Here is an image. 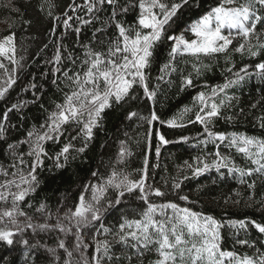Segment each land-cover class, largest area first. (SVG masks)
Returning a JSON list of instances; mask_svg holds the SVG:
<instances>
[{"label":"snow or ice","instance_id":"6c2138e0","mask_svg":"<svg viewBox=\"0 0 264 264\" xmlns=\"http://www.w3.org/2000/svg\"><path fill=\"white\" fill-rule=\"evenodd\" d=\"M189 4L190 0H128L125 4L119 0H83L81 5H69L70 11L84 10L85 16L89 17L85 19L77 16L79 25L92 24L99 20V13L109 8L111 10L104 27L95 29L87 43L79 39L75 41L83 52V58L76 55L74 49L70 50L57 42L55 54L47 63L52 65L51 83L63 92V100L54 103L51 110L41 103L40 108L47 114L44 121L28 129L23 140L7 145L9 154L18 163L10 165L11 171L0 166V177H3L0 179V245L11 249L19 244L28 249L24 254V264H29V258L33 255L41 260V264H133L134 261L143 264V258L148 253H154L156 257L149 264H264V251L257 248L253 255H240L235 248H224L222 235V230L227 227L235 237L234 246L255 248L247 233L255 229L264 236V222L251 218L221 221L214 216L193 211L190 207H182L174 201L153 203L150 197L164 198L168 195L162 188L148 183L149 170L156 165H150L146 153L143 167L136 170L138 178L119 169L118 166L132 155L124 141H120L111 172L102 176L99 170L93 171L91 175L97 178V182L85 184L78 201L62 215L59 209L53 213L44 202L35 206L33 215L25 210L34 207L29 198L39 186L37 170L43 166L45 158L54 159L55 167L62 168L72 151L78 154L86 152L95 138V130L103 127L108 110L121 108L129 100L144 99L155 103L157 90L149 86L148 69L156 59L161 44L167 45V57L156 78L158 82L165 81L166 76L177 71L176 63L179 60H191L193 72L199 76L201 70L208 67L203 63L205 58L223 56L226 63H230V53L251 58L264 55V32L260 30L264 26V0H219L216 6L177 33L182 10ZM130 11L135 12L133 21L129 23L118 19L126 17ZM65 16L62 22L64 29H71L79 36L81 28H73L70 24L73 17L67 13ZM56 19L59 20L58 17ZM111 26L115 27V34L107 36L106 30ZM56 27L54 25L50 29L51 34H55ZM94 43L101 46L100 50L92 46ZM64 52L68 53L66 57ZM22 59H17L15 33L0 38V99L17 83L19 70L23 68ZM65 60L72 65L71 68L67 67ZM4 61H8L12 67L9 69ZM253 68L254 71L250 72L249 65L245 64L233 72L232 67H227L226 71L232 73L231 78H226L223 84L205 85L207 90L193 96L191 105H185L167 120L161 119L154 110L149 117H141L149 126L146 133L149 148L153 136L157 141L155 153L158 157L163 146L170 143L187 144L190 139H195L197 145L215 146L214 152L201 149V154L192 157L191 162L184 161L170 183L165 178V185L180 201H189L187 195L180 194L184 181L214 170L220 179L231 177L241 184H247L250 190L248 199L259 203V211L264 214V199L257 202L252 195L256 182L247 179L253 175L264 177V138L215 130V122L222 117V109L230 108L236 99L229 95L228 90L241 87L246 78L251 79L252 76L264 81V60ZM61 83L68 91L60 88ZM137 87L143 90V97L133 95ZM189 87H195L192 73L182 75L181 79L180 90ZM35 89V83L23 89L33 90L32 103L42 99ZM26 106V101H20L3 112L0 118V140L6 139L9 114L20 112ZM137 115V112H128L126 118L131 120ZM224 118L228 122L233 119L232 116ZM20 119L23 121L24 117ZM157 121L169 129L199 124L202 131L195 138L180 136L177 141H170L159 129L154 128V122ZM256 122L264 129V115L257 117ZM73 131L75 135H72ZM65 133H68L69 141L54 157H49L45 145L49 141L59 144ZM76 140L82 141L79 148H75L72 143ZM23 144L28 145L26 153L17 151ZM221 148L234 149L252 167L237 165L232 156L223 153ZM25 156L29 160L26 161ZM89 192L90 197L87 196ZM132 196L142 201L145 207L129 218L121 206L125 204L126 198ZM116 212L120 213L118 219L107 226L108 215ZM29 231L33 236L56 234V247L40 240L30 243V239L26 238ZM68 236L74 237L71 248L64 239ZM100 236L105 238L99 239ZM109 236L111 239L107 238ZM86 240L94 242L90 258L85 255L91 247ZM260 243H264V240ZM117 246L120 247L119 253L116 251ZM59 250H63V255ZM0 264H15V261L0 257ZM32 264H35V260H32Z\"/></svg>","mask_w":264,"mask_h":264},{"label":"trees","instance_id":"16d2710c","mask_svg":"<svg viewBox=\"0 0 264 264\" xmlns=\"http://www.w3.org/2000/svg\"><path fill=\"white\" fill-rule=\"evenodd\" d=\"M121 4H125L128 0H119ZM75 3L81 5L83 0H0V38L5 35L15 33L17 46V59L23 57L21 64L23 68L19 70V78L17 83L0 99V118L3 112L11 107L12 104L20 101H26L27 106L22 108L20 112L13 111L9 114L10 118L8 129L5 133V140H0V166L8 168L11 171L10 165L18 163L12 155L9 154L7 145L19 140H23L26 132L33 125L39 126L45 117L46 113L40 108L43 103L45 108L52 109L54 103L62 102L63 92L59 91L55 85L51 83L53 77L51 75L52 65L47 63L55 54L57 42L59 41L70 50H75V54L83 58V52L79 45L75 43L77 39L87 43L92 38V33L97 28L104 27V21L107 20L110 8L104 12L99 13V20L89 25H79L76 20L77 16L84 17V10L78 9L76 12L69 10V5ZM219 0H190V4L182 10V19L179 22V27L176 32L181 31L188 23L199 18L205 11L211 7L216 6ZM197 4L199 7H197ZM51 13V16L49 15ZM65 13L73 17L70 24L73 28L79 26L81 32L79 36L71 29H64L63 20L66 18ZM59 18L57 20L56 18ZM95 20V17H93ZM118 19L126 20L129 23L135 19V12L130 11L124 17ZM30 22V23H26ZM56 27L55 34L50 33L53 26ZM260 30L264 32V26ZM107 36L115 34V27L107 28ZM189 36V34H188ZM235 43V41H234ZM47 45V48H44ZM96 50H100V45L94 43L92 45ZM43 49V51H41ZM63 55L66 57L67 52ZM232 59L230 63H226L223 56L216 59L203 60L207 68H203L199 76L193 72L192 62L188 60H179L176 63L177 71L172 72L165 77V81L158 82L157 77L160 75V67L165 62L167 57V45L161 44L156 59L152 66L148 69L149 72V86L157 90L155 103L148 102L144 99L129 100L121 108L108 110L103 127L95 130V138L89 145V148L83 154H78L72 151L69 155L67 163L62 168L55 167V161L52 158H45L44 164L37 170L39 186L36 192L29 199L34 207L25 210L29 215L35 212V206L44 202L52 210L53 213L60 210L62 215L69 207H73L78 201L81 192L84 191V185L96 183L97 178H93L91 173L99 170L102 176H106L112 170L116 162V154L119 150L120 141H124L132 155L126 158L124 164L119 165V169L132 174L134 178H138L136 170L143 167L144 156L147 153L149 156L150 165H156L149 170L148 183L154 187L162 188L168 192L164 198L150 197L153 203H163L166 201H174L182 207H190L193 211L204 213L205 215L214 216L221 221L229 219H244L251 218L257 222H264V214L259 209L261 205L254 203L248 199L249 189L247 184H241L237 179L228 177L220 179L219 174L214 170L197 178H190L184 181L180 190L181 195H187L189 201H180L175 193L169 191L165 185V178L170 180L178 174V169L184 164V161L191 162L192 157L200 155L201 149L205 152H214L215 146L197 145L195 139H190L189 143H170L161 148V154L158 157L155 153V145L157 141L154 136L151 140V147L148 146L146 133L148 125L141 117H149L154 110L161 119L167 120L176 114L185 105L192 104V97L200 91H206L204 87L215 86L223 84L226 78H231L232 73L226 71L227 67H232L233 72L238 71L245 64L249 65V71L253 72V66L264 60V55L251 58L248 56H241L240 54H231ZM9 69L12 65L8 61H4ZM64 63L71 68L72 65L66 60ZM79 65V60H77ZM75 70V69H73ZM192 73L195 87H189L184 91L180 90L182 75L187 76ZM2 75V73H0ZM63 77L61 76V80ZM37 84V89L34 91L42 97L37 103H32L33 90L24 91L29 84ZM60 88H64L61 83ZM229 95L236 99L232 101L230 108L222 109V117L215 122V130L221 132H239L249 136H257L264 138V129H261L256 122V118L264 115V81L252 76L251 79L246 78L245 83L241 87L228 90ZM133 95L143 97V90L139 87L135 88ZM256 105L255 108L252 105ZM128 112H137L138 115L131 120L127 119ZM21 116L24 120L21 121ZM232 116L231 122H228L224 117ZM154 128L159 129L167 139L170 141H177L180 136H188L190 138L197 137V134L202 131L199 124H189L187 127L180 129H169L166 126H161L160 123L154 122ZM75 135V131L72 132ZM68 133L61 138L59 144H54L49 141L45 145L49 157H54L60 148L69 141ZM75 148L82 145L81 140L72 141ZM104 145V147H101ZM18 152H27L28 145L23 144L18 149ZM225 154H229L235 160L236 164L241 167H252L249 162L245 161L241 155L236 154L235 150L221 148ZM74 157V158H73ZM27 161L29 158L24 157ZM226 171V170H222ZM3 179V177H0ZM249 182L255 181L256 188L252 195L254 201L264 199V177L253 175L247 178ZM216 181L213 183V181ZM239 193V195H237ZM91 196V192L87 193ZM227 200V203L225 201ZM239 201V203H233ZM251 204V207L246 206ZM126 210L129 218L143 210L145 207L142 201H139L136 196L126 198L125 204L121 206ZM38 216V214H36ZM120 213L109 214L106 220V225L111 226L118 219ZM135 218H139L135 216ZM54 222V221H53ZM223 246L228 250H235L240 254L253 255L255 250L261 249L264 251V236L258 234L255 229L247 233L251 237L255 248L241 247L233 244L235 237L232 236L231 230L225 227L222 230ZM26 238L30 239V243H36L40 240L51 247H56V234L51 236L41 233L38 236H33L31 231L27 233ZM104 239V236L98 237ZM111 239V237H107ZM243 238V237H242ZM67 245L71 248L74 237H64ZM86 243L91 245L89 250L85 253L90 258L94 242L86 240ZM28 249L17 244L15 247L9 249L7 246L0 245V257H8L14 260L15 264H24V254ZM35 251V250H32ZM41 252L43 250H40ZM63 255V250H59ZM116 251L120 252V247H116ZM78 258V257H76ZM155 254L148 253L143 258V264H149L150 260H154ZM41 264V260L37 259L35 255L29 258V264ZM133 264H137L136 261Z\"/></svg>","mask_w":264,"mask_h":264},{"label":"rangeland","instance_id":"374dc122","mask_svg":"<svg viewBox=\"0 0 264 264\" xmlns=\"http://www.w3.org/2000/svg\"><path fill=\"white\" fill-rule=\"evenodd\" d=\"M189 38H191L190 33H189Z\"/></svg>","mask_w":264,"mask_h":264}]
</instances>
